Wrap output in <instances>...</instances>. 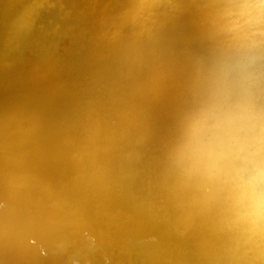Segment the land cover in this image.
<instances>
[{"label": "bare ground", "instance_id": "bare-ground-1", "mask_svg": "<svg viewBox=\"0 0 264 264\" xmlns=\"http://www.w3.org/2000/svg\"><path fill=\"white\" fill-rule=\"evenodd\" d=\"M0 264H264V0H0Z\"/></svg>", "mask_w": 264, "mask_h": 264}]
</instances>
